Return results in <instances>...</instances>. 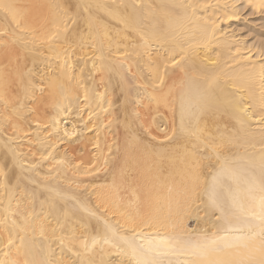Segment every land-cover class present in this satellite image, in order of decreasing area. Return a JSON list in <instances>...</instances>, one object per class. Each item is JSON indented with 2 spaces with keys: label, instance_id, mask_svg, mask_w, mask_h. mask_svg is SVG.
Masks as SVG:
<instances>
[{
  "label": "bare ground",
  "instance_id": "bare-ground-1",
  "mask_svg": "<svg viewBox=\"0 0 264 264\" xmlns=\"http://www.w3.org/2000/svg\"><path fill=\"white\" fill-rule=\"evenodd\" d=\"M245 6L0 0V264H264Z\"/></svg>",
  "mask_w": 264,
  "mask_h": 264
},
{
  "label": "rangeland",
  "instance_id": "rangeland-1",
  "mask_svg": "<svg viewBox=\"0 0 264 264\" xmlns=\"http://www.w3.org/2000/svg\"><path fill=\"white\" fill-rule=\"evenodd\" d=\"M246 7V8H245ZM245 7H243V9H242V15H240V20L242 21L243 20V22H245L246 21V23L247 24H249V25H252V24H254V23H256L257 25L259 24L260 25V23L261 24H263L264 22L263 21H261V20H258V19H260V16L262 15V13H258V11L256 12V10H251L249 7H247V6H245ZM260 15V16H259ZM257 17H259L258 19H257ZM263 22V23H262ZM256 24H254V25H256ZM256 25V26H257ZM258 25V26H259ZM261 27L262 28H264V26H262L261 25ZM242 31H244L243 29L241 30V32Z\"/></svg>",
  "mask_w": 264,
  "mask_h": 264
}]
</instances>
